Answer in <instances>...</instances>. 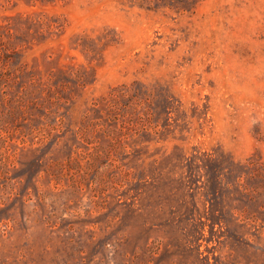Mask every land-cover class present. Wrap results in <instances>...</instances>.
I'll use <instances>...</instances> for the list:
<instances>
[{"label": "rangeland", "instance_id": "374dc122", "mask_svg": "<svg viewBox=\"0 0 264 264\" xmlns=\"http://www.w3.org/2000/svg\"><path fill=\"white\" fill-rule=\"evenodd\" d=\"M0 264H264V0H0Z\"/></svg>", "mask_w": 264, "mask_h": 264}, {"label": "trees", "instance_id": "16d2710c", "mask_svg": "<svg viewBox=\"0 0 264 264\" xmlns=\"http://www.w3.org/2000/svg\"><path fill=\"white\" fill-rule=\"evenodd\" d=\"M137 84L133 85L136 86ZM146 86H143V84H139L137 88L135 87H130L126 86L120 91V95L124 98H128L129 101L133 100H138L140 98V95H144L148 99V90H145ZM171 98V97H170ZM170 98H168V102L170 103ZM125 106H128L127 103H124Z\"/></svg>", "mask_w": 264, "mask_h": 264}]
</instances>
